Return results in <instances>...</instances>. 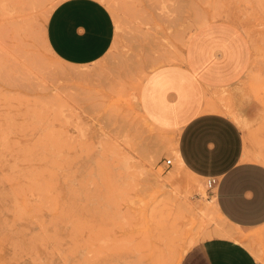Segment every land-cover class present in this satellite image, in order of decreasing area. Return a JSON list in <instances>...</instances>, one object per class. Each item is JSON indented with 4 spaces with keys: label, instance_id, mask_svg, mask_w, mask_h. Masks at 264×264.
Masks as SVG:
<instances>
[{
    "label": "rangeland",
    "instance_id": "rangeland-1",
    "mask_svg": "<svg viewBox=\"0 0 264 264\" xmlns=\"http://www.w3.org/2000/svg\"><path fill=\"white\" fill-rule=\"evenodd\" d=\"M62 1L0 0V264H185L219 229L264 264V224L230 226L207 179L178 166L175 132L140 106L143 81L182 60L192 31L229 25L250 55L236 92L254 103L234 119L264 164V0H98L115 37L85 66L46 44Z\"/></svg>",
    "mask_w": 264,
    "mask_h": 264
},
{
    "label": "crops",
    "instance_id": "crops-1",
    "mask_svg": "<svg viewBox=\"0 0 264 264\" xmlns=\"http://www.w3.org/2000/svg\"><path fill=\"white\" fill-rule=\"evenodd\" d=\"M114 37L113 18L98 0H63L45 27L50 52L68 66L99 61ZM249 60V46L241 33L225 24L203 25L190 34L182 60L155 69L140 91L146 117L177 135L178 166L186 174L217 180L216 207L239 230L264 224V164L246 153L243 130L231 115L249 120L254 112V103L236 92ZM228 97L229 107L222 103ZM207 126L214 130V139L205 147L198 137ZM197 249L206 264H258L248 248L229 239L213 237Z\"/></svg>",
    "mask_w": 264,
    "mask_h": 264
},
{
    "label": "snow or ice",
    "instance_id": "snow-or-ice-1",
    "mask_svg": "<svg viewBox=\"0 0 264 264\" xmlns=\"http://www.w3.org/2000/svg\"><path fill=\"white\" fill-rule=\"evenodd\" d=\"M199 139H203L205 147L207 146V141L209 139H214V130L211 126H207L205 129L200 131ZM185 264H206V261L203 259V254L199 249L194 251L191 257L185 261ZM228 264V262H225Z\"/></svg>",
    "mask_w": 264,
    "mask_h": 264
},
{
    "label": "bare ground",
    "instance_id": "bare-ground-1",
    "mask_svg": "<svg viewBox=\"0 0 264 264\" xmlns=\"http://www.w3.org/2000/svg\"><path fill=\"white\" fill-rule=\"evenodd\" d=\"M255 4V3H254ZM259 5V4H258ZM245 7V6H244ZM260 7V6H259ZM77 12V11H76ZM212 12V11H211ZM217 12V11H216ZM236 12V11H235ZM244 12V11H243ZM259 12V11H258ZM263 12V11H262ZM69 13V12H68ZM71 13V12H70ZM264 13V12H263ZM215 14V13H214ZM200 16H202V15H200ZM77 17V16H76ZM211 17V16H210ZM223 17V16H222ZM224 18V17H223ZM100 20V19H99ZM81 23V22H80ZM98 23V22H97ZM197 23V22H196ZM199 26V25H198ZM197 26V27H198ZM193 32V31H192ZM92 38V37H91ZM93 39V38H92ZM79 41V40H78ZM95 44V43H94ZM100 45V44H99ZM235 119L237 118V116H235V114H231ZM125 136V135H124ZM214 204H215V199H214ZM215 206V210H217V207H216V204L214 205ZM218 211V210H217ZM154 226H156L155 224H153ZM158 225V224H157ZM160 229V228H159ZM202 232V231H201ZM142 236V235H141ZM211 236L212 235H210L209 237L211 238ZM213 236L214 237H217V238H221V239H226V238H229V237H232L231 235H230V232L229 231H225L224 229H219V230H216L214 233H213ZM159 237V236H158ZM175 237V236H174ZM205 237V236H204ZM246 238H248V236L246 235V236H243V240L244 239H246ZM154 239H156V238H154ZM158 239H160V238H158ZM242 240V241H243ZM160 241V240H159ZM172 241V240H171ZM196 241V240H195ZM166 242V241H165ZM167 243H169L168 241H167ZM169 244H171V242L169 243ZM193 245V244H192ZM136 247V246H135ZM178 247V246H177ZM191 247V246H190ZM166 248V247H165ZM163 260V259H162ZM171 260V259H170ZM172 261V260H171ZM170 261V262H171ZM169 262V263H170Z\"/></svg>",
    "mask_w": 264,
    "mask_h": 264
},
{
    "label": "built area",
    "instance_id": "built-area-1",
    "mask_svg": "<svg viewBox=\"0 0 264 264\" xmlns=\"http://www.w3.org/2000/svg\"><path fill=\"white\" fill-rule=\"evenodd\" d=\"M164 163L167 167L172 165V161L170 159L165 160ZM216 184H217V180L215 178H209L206 181V186H207V189L209 190H214Z\"/></svg>",
    "mask_w": 264,
    "mask_h": 264
}]
</instances>
